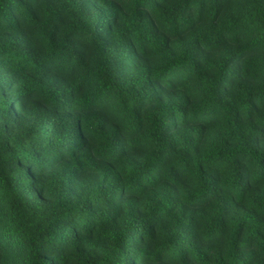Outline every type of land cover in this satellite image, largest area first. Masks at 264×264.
Segmentation results:
<instances>
[{
	"label": "clouds",
	"instance_id": "1",
	"mask_svg": "<svg viewBox=\"0 0 264 264\" xmlns=\"http://www.w3.org/2000/svg\"><path fill=\"white\" fill-rule=\"evenodd\" d=\"M0 264H264V0H0Z\"/></svg>",
	"mask_w": 264,
	"mask_h": 264
}]
</instances>
